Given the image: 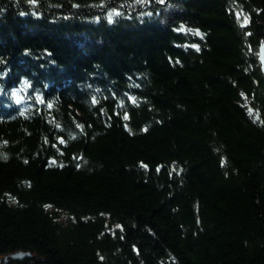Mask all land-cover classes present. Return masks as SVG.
<instances>
[{"label": "trees", "instance_id": "trees-1", "mask_svg": "<svg viewBox=\"0 0 264 264\" xmlns=\"http://www.w3.org/2000/svg\"><path fill=\"white\" fill-rule=\"evenodd\" d=\"M263 41L264 0H0V264H264Z\"/></svg>", "mask_w": 264, "mask_h": 264}, {"label": "water", "instance_id": "water-1", "mask_svg": "<svg viewBox=\"0 0 264 264\" xmlns=\"http://www.w3.org/2000/svg\"><path fill=\"white\" fill-rule=\"evenodd\" d=\"M197 32H200V30L198 29ZM259 61H260V65H261V71H262L263 76H264V41L261 43V45L259 47ZM27 257H32L30 252L18 251L14 254H10L8 256H5L4 262L7 263L10 259L23 260Z\"/></svg>", "mask_w": 264, "mask_h": 264}, {"label": "flooded vegetation", "instance_id": "flooded-vegetation-1", "mask_svg": "<svg viewBox=\"0 0 264 264\" xmlns=\"http://www.w3.org/2000/svg\"><path fill=\"white\" fill-rule=\"evenodd\" d=\"M4 260V259H3ZM1 261V260H0Z\"/></svg>", "mask_w": 264, "mask_h": 264}, {"label": "rangeland", "instance_id": "rangeland-1", "mask_svg": "<svg viewBox=\"0 0 264 264\" xmlns=\"http://www.w3.org/2000/svg\"><path fill=\"white\" fill-rule=\"evenodd\" d=\"M198 30V29H197Z\"/></svg>", "mask_w": 264, "mask_h": 264}]
</instances>
